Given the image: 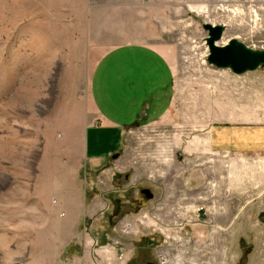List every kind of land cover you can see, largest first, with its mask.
<instances>
[{"label":"rangeland","instance_id":"rangeland-1","mask_svg":"<svg viewBox=\"0 0 264 264\" xmlns=\"http://www.w3.org/2000/svg\"><path fill=\"white\" fill-rule=\"evenodd\" d=\"M208 5L0 0V264H134L148 244L196 246L205 264H264V152L210 142L214 128L264 130V67L236 75L204 62ZM128 43L170 53L171 120L138 125L91 168L87 151L115 142L111 129L87 132L93 58Z\"/></svg>","mask_w":264,"mask_h":264},{"label":"crops","instance_id":"crops-1","mask_svg":"<svg viewBox=\"0 0 264 264\" xmlns=\"http://www.w3.org/2000/svg\"><path fill=\"white\" fill-rule=\"evenodd\" d=\"M172 60L167 49L140 43L123 44L93 58L89 105L94 122L87 132L100 140L105 128L111 129L115 142L106 153L87 151L91 168L118 154L138 125L160 129L170 122L175 91ZM210 142L215 150L264 152V130L214 128ZM75 176L78 179L79 172Z\"/></svg>","mask_w":264,"mask_h":264},{"label":"built area","instance_id":"built-area-1","mask_svg":"<svg viewBox=\"0 0 264 264\" xmlns=\"http://www.w3.org/2000/svg\"><path fill=\"white\" fill-rule=\"evenodd\" d=\"M207 2L209 5L208 7L203 6L204 11L202 12L205 18L204 24L223 26L225 28L224 39L228 31L233 29L250 41V44L244 42L249 47L263 50V46L260 45L264 44V40H261L260 37L264 33V10L260 3L264 0H207ZM206 37L204 39L206 51L202 56L205 63L209 56ZM203 212H207V209L199 208L197 210L198 217L200 213L204 214Z\"/></svg>","mask_w":264,"mask_h":264},{"label":"water","instance_id":"water-1","mask_svg":"<svg viewBox=\"0 0 264 264\" xmlns=\"http://www.w3.org/2000/svg\"><path fill=\"white\" fill-rule=\"evenodd\" d=\"M207 33L206 43L209 49L208 63L220 70H231L236 75H243L264 67V50H256L244 42L233 38L223 42V26L204 24Z\"/></svg>","mask_w":264,"mask_h":264},{"label":"flooded vegetation","instance_id":"flooded-vegetation-1","mask_svg":"<svg viewBox=\"0 0 264 264\" xmlns=\"http://www.w3.org/2000/svg\"><path fill=\"white\" fill-rule=\"evenodd\" d=\"M143 193L146 195L148 201L156 202L157 197H155L150 190H144ZM174 198V197H171ZM158 202V201H157ZM151 214V213H150ZM165 218L172 219L173 214L166 212L163 213ZM154 218H157L154 216ZM165 222H163L164 224ZM152 232H163L160 228L156 227V229L151 230ZM215 232V231H214ZM145 253H138L133 256L136 260L134 264H205L204 261H200L198 255V249L196 246H189L188 250L182 251L180 255L179 249H176L175 246L169 245H155V244H148L141 246ZM214 262V257H213ZM209 264V262H208Z\"/></svg>","mask_w":264,"mask_h":264}]
</instances>
